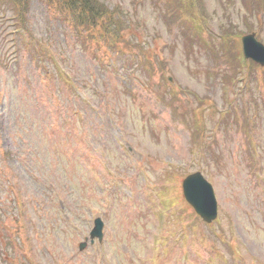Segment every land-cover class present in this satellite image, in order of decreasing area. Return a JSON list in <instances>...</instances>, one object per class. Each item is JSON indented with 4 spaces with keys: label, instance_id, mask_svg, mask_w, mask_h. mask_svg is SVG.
Instances as JSON below:
<instances>
[{
    "label": "rangeland",
    "instance_id": "obj_1",
    "mask_svg": "<svg viewBox=\"0 0 264 264\" xmlns=\"http://www.w3.org/2000/svg\"><path fill=\"white\" fill-rule=\"evenodd\" d=\"M102 1L120 7L127 22L115 51L67 29L52 0L27 2L28 28L52 40L92 108L81 90L45 72L27 38L13 33L18 6L0 0V264H110L105 257L113 264H264V68L252 62L238 74L228 58L241 30L264 43L263 0ZM113 129H120L119 143ZM31 143L40 181L19 158ZM142 169L152 183L149 206ZM195 170L212 182L219 202L210 225L181 191L182 177ZM61 176L74 190L68 196L62 185L70 221L47 192V182L59 184ZM73 201L75 210L97 207L103 247L96 241L79 250L88 213L78 216ZM150 224L159 245L148 241ZM158 248L161 256L150 261Z\"/></svg>",
    "mask_w": 264,
    "mask_h": 264
},
{
    "label": "trees",
    "instance_id": "obj_2",
    "mask_svg": "<svg viewBox=\"0 0 264 264\" xmlns=\"http://www.w3.org/2000/svg\"><path fill=\"white\" fill-rule=\"evenodd\" d=\"M78 12L86 17L88 21L97 23L100 20L98 17L105 15L106 11L103 9V4L99 0H72ZM108 22H112L113 17L106 16Z\"/></svg>",
    "mask_w": 264,
    "mask_h": 264
},
{
    "label": "water",
    "instance_id": "obj_3",
    "mask_svg": "<svg viewBox=\"0 0 264 264\" xmlns=\"http://www.w3.org/2000/svg\"><path fill=\"white\" fill-rule=\"evenodd\" d=\"M249 41H250V43H249V47H250L251 50H254V52H255L258 48L264 50V47H263L262 45L256 43V42L253 40V38H252V39H251V38H247V43H248ZM252 42H253V43H252ZM253 44H254V45H253ZM263 61H264V56L262 55V57H261V62H263Z\"/></svg>",
    "mask_w": 264,
    "mask_h": 264
}]
</instances>
